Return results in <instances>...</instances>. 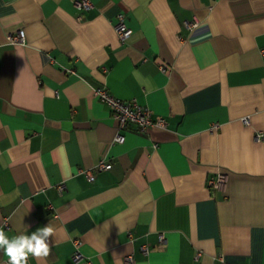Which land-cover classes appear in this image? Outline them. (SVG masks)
Masks as SVG:
<instances>
[{"label": "crops", "instance_id": "crops-1", "mask_svg": "<svg viewBox=\"0 0 264 264\" xmlns=\"http://www.w3.org/2000/svg\"><path fill=\"white\" fill-rule=\"evenodd\" d=\"M76 1L0 0V227L51 224L27 264H264V0ZM99 87L168 126L118 131Z\"/></svg>", "mask_w": 264, "mask_h": 264}, {"label": "built area", "instance_id": "built-area-1", "mask_svg": "<svg viewBox=\"0 0 264 264\" xmlns=\"http://www.w3.org/2000/svg\"><path fill=\"white\" fill-rule=\"evenodd\" d=\"M77 7L81 9H90L92 8L93 4L90 0H80L76 1ZM126 15L125 13H119L117 15V23L115 25V30L122 41L128 39L133 30L127 26L126 22ZM196 25L195 22H187L186 26L188 28H192ZM8 40L12 43H21L24 44L26 42V37L23 31H19L16 34L8 35ZM162 70L165 68L162 66ZM95 94L97 98L103 102L105 105L109 107L111 110L114 118L117 121V128L118 131L125 129L129 124L136 125L137 129L141 132H147L150 128L159 127V128H166L168 126V122L163 117H153V113L150 109L146 107L139 106L132 101H126L114 96L107 88L99 87L95 89ZM243 122L248 125L250 123V117H244ZM218 124L213 125V128H217ZM256 139L261 140L264 138V133H257ZM125 137L121 135L119 132L115 136L114 142L123 143ZM112 168V163L105 161L104 159L99 161L96 165L95 169L92 171H88L89 180H93L95 177L96 171H103L109 170ZM225 178L223 175L218 176L216 179H211L209 181L211 187L213 188H220ZM64 185L59 186V190H64ZM161 242L164 241V236L161 235ZM75 251L72 255V258L75 262H82L85 261L84 255L79 250V241H75ZM143 251L148 253L149 250L147 247H143ZM128 262L133 261V257L129 256L126 259ZM86 264H92L91 262H86Z\"/></svg>", "mask_w": 264, "mask_h": 264}, {"label": "clouds", "instance_id": "clouds-1", "mask_svg": "<svg viewBox=\"0 0 264 264\" xmlns=\"http://www.w3.org/2000/svg\"><path fill=\"white\" fill-rule=\"evenodd\" d=\"M57 152L64 156L63 161L58 162L61 165L62 174L68 177L71 165L67 158L65 145L61 143L52 149L53 154ZM53 158L55 159V155ZM52 233L51 224L37 227L31 232L25 231L11 235L6 229L0 227V250L7 256V261H0V264H27L29 255L47 254Z\"/></svg>", "mask_w": 264, "mask_h": 264}]
</instances>
